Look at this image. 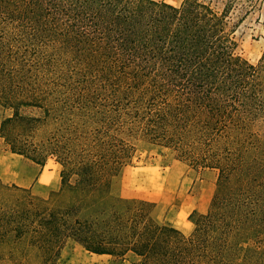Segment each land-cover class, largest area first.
Here are the masks:
<instances>
[{"label":"trees","instance_id":"trees-1","mask_svg":"<svg viewBox=\"0 0 264 264\" xmlns=\"http://www.w3.org/2000/svg\"><path fill=\"white\" fill-rule=\"evenodd\" d=\"M261 0H0V137L60 165L46 197L0 179V264H55L67 241L131 264H264V55L228 17ZM138 135L216 171L183 233L110 193Z\"/></svg>","mask_w":264,"mask_h":264},{"label":"rangeland","instance_id":"rangeland-1","mask_svg":"<svg viewBox=\"0 0 264 264\" xmlns=\"http://www.w3.org/2000/svg\"><path fill=\"white\" fill-rule=\"evenodd\" d=\"M164 1L178 6L182 0ZM222 1L218 0L219 6ZM228 21L234 28V54L256 63L264 55V0L247 13L236 5ZM10 113L9 109L0 106V121ZM125 136L134 145L135 152L131 161L112 179L111 195L122 200L152 202L151 215L157 222L169 223L176 228L188 223L193 229L190 215L194 211L203 213L207 210L215 188L216 171L189 167L176 159L168 148L135 134ZM3 146L8 149L0 137V151ZM45 165L47 170L56 168L59 173L60 165L54 157H48ZM133 260L131 253L124 257L91 254L69 240L55 264H131Z\"/></svg>","mask_w":264,"mask_h":264},{"label":"crops","instance_id":"crops-1","mask_svg":"<svg viewBox=\"0 0 264 264\" xmlns=\"http://www.w3.org/2000/svg\"><path fill=\"white\" fill-rule=\"evenodd\" d=\"M58 177L59 173L56 168L47 170L45 164L40 165L12 153L6 146H3L0 151V179L3 182L27 188L38 196H46L51 191L58 189ZM178 229L185 234L192 230L188 223H183Z\"/></svg>","mask_w":264,"mask_h":264}]
</instances>
